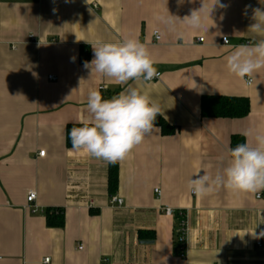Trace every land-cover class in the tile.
<instances>
[{"label":"crops","instance_id":"1","mask_svg":"<svg viewBox=\"0 0 264 264\" xmlns=\"http://www.w3.org/2000/svg\"><path fill=\"white\" fill-rule=\"evenodd\" d=\"M214 3L205 0L206 28L196 30L181 21L202 0H0V264H264V196L257 198L264 191L219 188L197 198L187 188L197 173L222 172L233 135L264 131V68L244 80L231 75L225 57L233 49L222 42L249 43L254 21L245 6L264 4L220 0L228 7L211 12ZM168 12L181 20L176 32L157 20ZM130 37L148 47L159 79L121 85L84 67L91 43ZM129 86L157 101L176 131L165 136L155 126L116 163L69 151L68 126L92 121L89 91L110 99ZM211 94L247 97L251 110L243 118L203 117L201 100ZM110 164L119 178L112 195ZM112 197L124 203L112 206ZM165 205L176 215H165ZM55 208L62 226L48 224ZM181 211L189 227L185 258Z\"/></svg>","mask_w":264,"mask_h":264},{"label":"clouds","instance_id":"2","mask_svg":"<svg viewBox=\"0 0 264 264\" xmlns=\"http://www.w3.org/2000/svg\"><path fill=\"white\" fill-rule=\"evenodd\" d=\"M177 2L179 5L183 0ZM259 2L264 4V0ZM216 7L227 8L228 5L215 0L211 12ZM248 9L252 11L251 19L254 23L249 26V31L254 38L247 44L236 45L229 44L225 38V46L233 49L225 57L226 68L231 75L241 80L251 78L264 68V9L246 5L245 14ZM207 11L205 0H202V7L191 10L190 15L184 16L182 21L169 12L167 15H158L157 20L170 32L177 31V20L192 29L200 30L206 28ZM156 35L159 38V29ZM180 35L182 37L183 33ZM91 46L93 59L86 61L84 67L114 79L118 84L141 79L147 82L158 75L148 47L137 38L130 37L117 42L98 41L91 43ZM87 108L92 113V121L81 122L83 126H74L67 133V139L71 141L69 151L84 150L91 157L107 163L127 158L152 133L156 117L161 114L157 101L146 92L131 86L110 99H104L99 90H90ZM242 135L245 142L229 147V160L222 172L214 177L197 173L189 179L187 188L197 198L219 188L233 193L255 194L264 191V131L249 128ZM249 140L253 142L249 143ZM252 234L255 236V232Z\"/></svg>","mask_w":264,"mask_h":264},{"label":"trees","instance_id":"3","mask_svg":"<svg viewBox=\"0 0 264 264\" xmlns=\"http://www.w3.org/2000/svg\"><path fill=\"white\" fill-rule=\"evenodd\" d=\"M201 115L203 117H221V118H243L248 115L250 102L247 97L239 96H220L212 95L204 96L201 100ZM80 127L82 124H70L67 133L72 127ZM155 126L161 128L163 134L169 135L176 131V126L168 123L161 114H158L155 121ZM245 139L242 135H233L231 147H235L239 143H244ZM68 148L71 147L70 139H67ZM118 166L110 164L108 169V190L112 195L118 185ZM47 220L50 226H62L63 212L60 208H55L47 211Z\"/></svg>","mask_w":264,"mask_h":264},{"label":"built area","instance_id":"4","mask_svg":"<svg viewBox=\"0 0 264 264\" xmlns=\"http://www.w3.org/2000/svg\"><path fill=\"white\" fill-rule=\"evenodd\" d=\"M157 31H154V36L156 38V40H160L161 36H159V38H157L156 35ZM30 40H33L35 38L34 35H30L29 36ZM225 38H227L228 43H229V37H223L222 38V42L225 44ZM198 41L203 42L204 38L200 37L198 39ZM161 76V73L158 72V75L156 77L153 78V80L155 79H159ZM49 79L51 80H55L56 77L55 76H49ZM152 81V80H151ZM251 81V79H249V82ZM41 155L44 154V152H40ZM156 193L160 194V190L158 188H156L155 190ZM262 196H264V193L260 192L257 194V198H261ZM36 200V192L35 191H30L28 196H27V201L28 204H30L31 209L33 212H37L38 211V206L35 203ZM124 203V200L122 198H118V197H112L110 199V204L112 206H121ZM161 211L167 215V216H175L177 213V210L173 209L172 207L165 205L163 206V208L161 207ZM180 216H181V220L179 223V230H178V242H179V255L181 258H185L186 257V251H187V246H188V235H189V227H188V221H187V217H186V212L181 211L180 212ZM258 245L261 244L260 241L257 242ZM80 249H82V246L79 247ZM50 261V258L47 257L44 259V263H48Z\"/></svg>","mask_w":264,"mask_h":264}]
</instances>
